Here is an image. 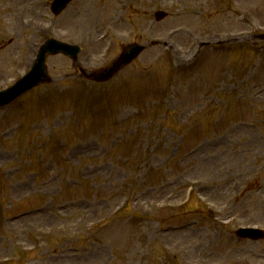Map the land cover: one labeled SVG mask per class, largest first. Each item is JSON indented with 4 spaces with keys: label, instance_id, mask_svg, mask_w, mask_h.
Returning <instances> with one entry per match:
<instances>
[{
    "label": "rangeland",
    "instance_id": "374dc122",
    "mask_svg": "<svg viewBox=\"0 0 264 264\" xmlns=\"http://www.w3.org/2000/svg\"><path fill=\"white\" fill-rule=\"evenodd\" d=\"M40 1L0 0V90L48 37L82 51L0 108V264L264 263L235 235L264 228V0Z\"/></svg>",
    "mask_w": 264,
    "mask_h": 264
},
{
    "label": "water",
    "instance_id": "95a60500",
    "mask_svg": "<svg viewBox=\"0 0 264 264\" xmlns=\"http://www.w3.org/2000/svg\"><path fill=\"white\" fill-rule=\"evenodd\" d=\"M69 1L70 0H62L60 2L63 6ZM142 49L143 47L135 44L127 47L122 53L120 59L113 66L108 69H101L95 72L94 75L100 79H108L121 67V65L131 61L134 57H136L142 51ZM79 50L80 49L75 45L71 46L69 44L62 43L56 40H50L45 46L42 55L39 57L30 73L25 78L20 80L14 87L4 92H0V102L10 101L25 90L49 79V77L47 76L46 66L47 54H54L62 51L75 58ZM1 97H4V100L1 101Z\"/></svg>",
    "mask_w": 264,
    "mask_h": 264
},
{
    "label": "bare ground",
    "instance_id": "6f19581e",
    "mask_svg": "<svg viewBox=\"0 0 264 264\" xmlns=\"http://www.w3.org/2000/svg\"><path fill=\"white\" fill-rule=\"evenodd\" d=\"M123 7H127L128 9H130L129 11H132L131 9H132V7H130V1L129 0H123ZM93 6H95L94 4H93ZM92 9V8H91ZM93 10V9H92ZM92 10H88L85 14H88V15H93L94 14V12L92 11ZM123 17H125V13L123 14ZM111 36V35H110ZM109 36V34L108 35H103V36H100V38H101V40H106L108 37H110ZM110 40H111V38H110ZM109 40V41H110ZM260 176H262V175H260ZM262 183H263V181L262 182H260V185L262 186ZM226 189H227V187H225ZM225 188H223V189H221L220 190V192L219 193H225L226 191H224L225 190ZM215 220H218L217 218L215 219ZM214 224H217L215 221H214ZM170 234V236H172V237H174L173 235H176L177 233L176 232H171V233H169ZM178 234H180V233H178Z\"/></svg>",
    "mask_w": 264,
    "mask_h": 264
}]
</instances>
